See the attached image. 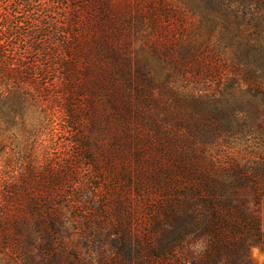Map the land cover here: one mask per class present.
<instances>
[{"label": "rangeland", "instance_id": "374dc122", "mask_svg": "<svg viewBox=\"0 0 264 264\" xmlns=\"http://www.w3.org/2000/svg\"><path fill=\"white\" fill-rule=\"evenodd\" d=\"M104 2L110 11L98 29L93 17L86 23L82 15L73 18L68 0H57L59 21L77 23L65 37L74 47L65 52L71 73L62 84L55 68L51 85L36 77L45 92L31 82L23 86V104H0L8 114L0 115V190L10 184L23 196L30 187L61 203L71 243L93 262L104 233L98 223H126L149 245L152 220L178 203L176 194L202 174L264 152L248 128L262 109L264 70L246 64L241 76L234 55L240 40L257 39L253 25L230 14L204 26L187 10V0ZM20 10L16 16L23 21ZM255 58L261 62L260 54ZM17 86L12 83L10 92L20 93ZM66 88L78 113L72 122L58 101ZM259 215L264 231L262 207ZM197 244L163 264L200 257L203 245ZM253 247L264 257L262 241L246 252L228 249L220 264H258ZM0 264H6L3 253Z\"/></svg>", "mask_w": 264, "mask_h": 264}, {"label": "trees", "instance_id": "16d2710c", "mask_svg": "<svg viewBox=\"0 0 264 264\" xmlns=\"http://www.w3.org/2000/svg\"><path fill=\"white\" fill-rule=\"evenodd\" d=\"M56 1L0 0V104L5 100L23 104L28 95L23 86L31 82L45 92L46 86L37 82L36 77L46 79L51 85L49 75L55 68L62 71V84L71 73L72 66L65 62H68L65 52L73 51L74 47L65 37L68 27H77V23L59 21ZM104 1L68 0L74 10L73 18L74 14L82 15L86 23V19L93 17L96 24L110 11ZM21 8L23 21L16 16ZM187 10L197 15L204 26L224 20L230 14L238 21L247 20L256 29L257 39L237 43L236 72L243 76L246 74L243 67L249 64V68L251 63L264 70V0H187ZM97 28L103 29V25L99 23ZM102 44L100 41V48ZM255 54L261 55V62H257ZM88 57L84 52L83 59ZM6 79L13 80L20 93L10 92L12 83L6 84ZM89 85L96 90L99 76L93 77ZM68 91L66 88L65 92L58 93V101L63 102L60 108L64 117L72 122L78 120V113L69 102ZM262 97L259 118L250 119L248 128L264 143V92ZM0 115L8 116L2 109ZM247 161L202 174L193 186L190 184L180 195L176 194L178 203L167 208L163 217L152 220L153 239L149 245L126 223H98L96 227L104 233L98 238L101 246L94 262L71 243L68 218L61 213V203L40 195L39 189L31 191L27 187L28 194L22 196L20 188L10 184L2 186L0 254L5 255L6 264H163L173 262V256L182 252L181 248L200 242L203 245L200 257L179 264H220L228 249L246 252L251 244L264 241V231L259 226L260 208L264 210V152ZM5 251L10 255L6 256Z\"/></svg>", "mask_w": 264, "mask_h": 264}, {"label": "clouds", "instance_id": "9594fccd", "mask_svg": "<svg viewBox=\"0 0 264 264\" xmlns=\"http://www.w3.org/2000/svg\"><path fill=\"white\" fill-rule=\"evenodd\" d=\"M197 247L202 250V245L198 242ZM251 256L254 260L258 262V264H264V257H261V254L259 252V249L256 247H253L251 249Z\"/></svg>", "mask_w": 264, "mask_h": 264}]
</instances>
